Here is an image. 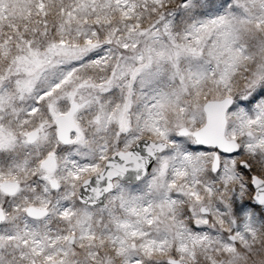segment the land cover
<instances>
[{
    "label": "snow or ice",
    "instance_id": "1",
    "mask_svg": "<svg viewBox=\"0 0 264 264\" xmlns=\"http://www.w3.org/2000/svg\"><path fill=\"white\" fill-rule=\"evenodd\" d=\"M0 264H264V0H0Z\"/></svg>",
    "mask_w": 264,
    "mask_h": 264
}]
</instances>
